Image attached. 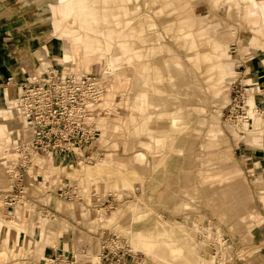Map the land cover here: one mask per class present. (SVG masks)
<instances>
[{
    "label": "rangeland",
    "instance_id": "obj_1",
    "mask_svg": "<svg viewBox=\"0 0 264 264\" xmlns=\"http://www.w3.org/2000/svg\"><path fill=\"white\" fill-rule=\"evenodd\" d=\"M59 1L46 0L45 22L0 0V96L14 92L0 104V264H43L49 248L89 237L94 255L101 232L125 238L145 264H264V127L227 118L238 79L246 111L264 102V16L249 14L262 0H86L94 25L78 7L65 18ZM88 33L98 42L85 56L74 37ZM46 67L105 85L97 156L49 155L24 173L26 197L10 208L7 163L27 137L14 103Z\"/></svg>",
    "mask_w": 264,
    "mask_h": 264
},
{
    "label": "built area",
    "instance_id": "obj_2",
    "mask_svg": "<svg viewBox=\"0 0 264 264\" xmlns=\"http://www.w3.org/2000/svg\"><path fill=\"white\" fill-rule=\"evenodd\" d=\"M242 65V64H241ZM242 67V66H241ZM240 71L239 73H241ZM14 110L26 120L27 137L14 147L16 159L7 163L10 188L3 194L4 204L15 207L26 197L24 173L32 166L42 167L46 157H63L78 152L79 163L95 161V142L100 136L97 113L106 90L101 79L93 73L76 75L46 67L20 85ZM232 98L227 109L232 123L242 129H254L257 119L264 127V103L255 100L246 111V87L241 79L232 85ZM75 186L62 189L73 196ZM97 251L91 254L90 237L73 250L51 247L44 253L43 264H145L146 258L133 249L117 233H98Z\"/></svg>",
    "mask_w": 264,
    "mask_h": 264
},
{
    "label": "bare ground",
    "instance_id": "obj_3",
    "mask_svg": "<svg viewBox=\"0 0 264 264\" xmlns=\"http://www.w3.org/2000/svg\"><path fill=\"white\" fill-rule=\"evenodd\" d=\"M63 4H64V6L66 7V8H69L68 10H67V12H66V14H65V18L67 17H70V16H72V15H74L75 14V12H76V7H78V10L80 11V13L84 16V20H85V22H88V24H93L94 25V23L95 22H97L96 20H97V18H98V13L97 12H95L92 8H89L88 6H86V0H60ZM68 4H71L72 6H74V8H72V7H70V6H67ZM261 10H263L262 11V13H261ZM36 14H38L39 12H35ZM41 13V12H40ZM39 13V14H40ZM249 14H259V15H262V16H264V0H262V2L261 3H259V2H255L254 4H253V7L250 9V12H249ZM50 17L51 15L48 13V15L46 14V15H43V16H41V18H46V17ZM38 17H40V16H38ZM67 40H65V43H67L66 42ZM74 42L76 43H80V47H78V50L79 51H81L80 49H84L85 50V53L84 52H81V54H83V55H85V56H89L88 54H90V53H92V51H93V48H94V46L96 45V42H98V38L96 37V36H94V35H91V34H89L88 33V39H84V38H82V36L81 35H79V34H77L76 35V37H74ZM135 45V44H134ZM121 48L123 49V50H129V47L126 45V43L125 42H122V44H121ZM177 64L180 66V63H179V61L177 62ZM222 69V68H224L223 67V65H220L219 66V69ZM218 69V68H217ZM207 70H210V69H207ZM206 71V70H205ZM217 73H218V71H217ZM208 74V73H207ZM209 76V75H208ZM218 76H219V74H218ZM221 76V75H220ZM219 76V77H220ZM206 77V76H205ZM208 79V78H207ZM213 80V79H212ZM213 81H215V80H213ZM212 82V81H211ZM214 84V83H213ZM144 86V85H143ZM142 86V87H143ZM145 87V86H144ZM143 89V88H142ZM14 95V93L11 95V96H13ZM251 102V101H250ZM254 102V101H253ZM264 103V102H263ZM179 107V106H178ZM181 107V106H180ZM252 107H253V104L252 103H250L249 104V109L247 110V111H250L251 109H252ZM182 108V107H181ZM170 119L172 120V125H179V124H181L180 123V121H179V118H178V116H176L175 114L173 115V116H171L170 117ZM256 121V120H255ZM101 161L102 160H100V163H101ZM6 227V226H5ZM0 230H4V226L2 227V226H0ZM162 230H164V229H162ZM156 231H158V230H156ZM155 232V231H154ZM153 232V233H154ZM164 232H167V230L165 229L164 230ZM163 232V233H164ZM156 233H158V235L160 234V235H162L160 232H155V235H156ZM159 235V236H160Z\"/></svg>",
    "mask_w": 264,
    "mask_h": 264
},
{
    "label": "crops",
    "instance_id": "obj_4",
    "mask_svg": "<svg viewBox=\"0 0 264 264\" xmlns=\"http://www.w3.org/2000/svg\"><path fill=\"white\" fill-rule=\"evenodd\" d=\"M18 2H19V6H20L19 8L27 10V15L28 16L31 17V16L34 15L37 18L41 19V21H45V22H49L51 20V19H48V18L52 17L53 10H52V7H50V5H48V3H46V0H18ZM57 3H59L60 5L62 4L61 1H59ZM54 6L56 7V5H54ZM58 10L59 9L56 8V12H58ZM36 11L39 12V13L41 12V13L40 14L39 13L36 14L35 13ZM48 13L51 15L50 17L45 18V19L41 18V16H43V15H46V14L48 15ZM38 16H40V17H38ZM10 27H12V26L11 25L10 26L7 25V28H10ZM72 52H73V48H71V46H68V45L64 46L63 54L65 55V58H71L72 57ZM10 63H12V61H10ZM20 65H23V64H20ZM19 69L22 70V68H19ZM9 94L12 95V93H10L9 91H4L3 95L0 96V104L4 105L3 101L7 97V95H9ZM1 130H2V127L0 126V132H1ZM141 156H143V154H140L139 158H142ZM105 160H107V162L109 163V159H105Z\"/></svg>",
    "mask_w": 264,
    "mask_h": 264
}]
</instances>
